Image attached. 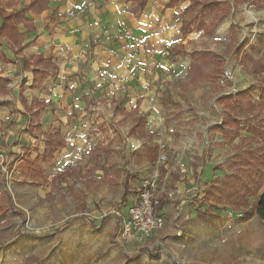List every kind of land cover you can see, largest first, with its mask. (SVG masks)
<instances>
[{
	"label": "rangeland",
	"instance_id": "1",
	"mask_svg": "<svg viewBox=\"0 0 264 264\" xmlns=\"http://www.w3.org/2000/svg\"><path fill=\"white\" fill-rule=\"evenodd\" d=\"M187 38L188 52L177 56L149 44L128 77L98 95L59 102L55 113L34 118L10 99L14 110L0 112V264H264V219L242 216L257 196L236 206L216 193L234 176L256 174L260 164L251 169L248 151L257 159L264 154V107L255 106L264 98V0L239 4L210 36ZM240 46L263 60L259 67L243 62ZM202 50L222 56L223 75L193 79L192 53ZM248 88L250 99H222ZM139 98L145 126L114 110ZM224 117L228 125L220 129ZM31 121L70 141L49 164L37 158L44 138L28 132ZM98 142L108 150L97 160L90 152ZM155 146L164 161L150 159ZM74 169L80 172L55 179ZM155 176L168 190L165 225L149 239L124 242L114 210L123 214L141 183Z\"/></svg>",
	"mask_w": 264,
	"mask_h": 264
},
{
	"label": "crops",
	"instance_id": "2",
	"mask_svg": "<svg viewBox=\"0 0 264 264\" xmlns=\"http://www.w3.org/2000/svg\"><path fill=\"white\" fill-rule=\"evenodd\" d=\"M170 1L149 0L141 10L131 0H49L48 7L41 13L29 11L27 16L34 28L29 30L24 24L19 25L20 31L25 33L19 53L6 37L0 35V76L9 79L7 91L0 94V99L9 101V105L0 107V112L6 109L13 111L9 108L13 106L12 100L15 109H22L18 110L19 113L35 118L48 109L55 113L57 103L69 98L98 95L99 90H105L102 87L106 83L128 77L136 59L146 56L147 50L151 52L149 44L156 50H162L166 45L170 49L175 44H184L188 52V46L182 40L184 37L189 39L194 32L202 36L201 31L182 34L181 11L190 4V0H181L174 7L167 5ZM29 3L30 0H0V9L12 12ZM174 13L180 17L177 24L172 19ZM39 54L57 68L46 70L39 65L38 68L44 70L43 84L33 87L35 75L25 70L24 60H31ZM90 82L98 90L90 89ZM21 96L26 98L28 105L37 97L48 102V106L38 114L30 113ZM140 99L130 108L123 107L131 110L139 103L141 115ZM38 124L42 125L31 121L28 132L43 136L44 149L46 139L37 129ZM43 130L60 131L44 129V126ZM162 211L165 213L164 208Z\"/></svg>",
	"mask_w": 264,
	"mask_h": 264
},
{
	"label": "trees",
	"instance_id": "3",
	"mask_svg": "<svg viewBox=\"0 0 264 264\" xmlns=\"http://www.w3.org/2000/svg\"><path fill=\"white\" fill-rule=\"evenodd\" d=\"M130 1V0H129ZM137 3L141 10L145 9L149 0H131ZM181 0H171L167 5L174 7ZM251 0H190V4L181 11V22L182 25L180 30L182 34L186 35L193 31H201L202 36H210L214 33L215 29L223 22L229 15L230 11L235 9L242 2H250ZM49 4V0H30V3L20 10H15L12 12H7L5 9H0V35L6 37L16 49V53H19L23 46L22 43L25 39V33L20 31L19 25L24 24L25 27L29 30L34 28V24L31 19L28 18L27 13L33 11L36 13H41L44 11ZM239 50V49H238ZM244 46H240V50L243 52ZM240 53L243 58V62L254 61V65L263 62L262 59L252 60L249 57V54L246 52ZM187 53V47L184 44H175L172 48L168 50L169 56H177ZM1 58V54H0ZM193 62L191 64V73L194 80H201L203 78L213 76H221L224 73L225 60L218 53L208 50H202L192 53ZM42 65L44 69H56L57 67L52 64L49 60L44 58L42 55H36L31 58V60H24L25 70L32 71L35 75V80L33 82V87L42 86L44 80V70L39 69L38 66ZM9 83L8 78H3L0 76V94L7 91V86ZM26 84V81H25ZM24 85V84H23ZM252 88V86L250 87ZM246 89L238 93L235 96H224L222 99L231 98L232 100L239 101L236 98H248L250 99L253 94L254 89ZM21 100L25 105L26 109L30 113H40L42 110L46 109L48 102L41 101L39 98L34 97L32 104L28 105L27 100L24 96H21ZM252 100V99H251ZM250 100V101H251ZM254 103V102H253ZM9 105V101L0 99V107ZM264 107V98L261 97L260 101L255 104V106ZM237 112L236 107L231 108V116L233 117L234 113ZM115 113L124 116L125 118L135 117L136 124L142 126L146 124L145 118L139 114V103L134 106L131 110H126L120 105L115 106ZM230 117V116H229ZM228 117V119H229ZM234 118V117H233ZM235 119V118H234ZM227 117H224V127H227L228 122H226ZM236 123V120H234ZM132 128V127H131ZM37 129L44 134L45 136V146L43 153L37 156L38 159H41L45 164H49L55 158L56 153L60 152L63 148L68 145V139L60 131H44L41 124L37 125ZM34 133V130H30ZM108 148L103 145L102 142L97 143L91 150V157H95L97 160L106 152ZM248 154H251L254 158V164L251 169H255L256 161L259 162V167L255 169L251 174L248 173L249 177L247 180H241L238 176L235 177V181L230 180L229 183L224 185H218L216 193L219 195L220 201L227 204H234L236 206L246 205L249 202V198L257 196L254 201V206L252 210L248 212L244 211L242 213L243 219L248 220L253 214H257L260 218L264 219V190L260 189L264 185V154L262 157L257 159L256 154L252 151H248ZM160 150L159 146H155L152 153L150 154V159L156 161L159 157ZM251 160V162L253 161ZM36 161L33 164H36ZM105 173L108 172L104 167H102ZM79 170L74 169L71 173L69 171L60 173L56 175L55 179H65V176L68 174L79 173ZM87 174H92L91 171H88ZM165 205L164 200H161L159 209H163ZM227 207V206H225Z\"/></svg>",
	"mask_w": 264,
	"mask_h": 264
},
{
	"label": "built area",
	"instance_id": "4",
	"mask_svg": "<svg viewBox=\"0 0 264 264\" xmlns=\"http://www.w3.org/2000/svg\"><path fill=\"white\" fill-rule=\"evenodd\" d=\"M133 148H139L138 144L133 142ZM166 157L165 154H161L158 161L162 162ZM167 192L165 184L160 183L155 176L141 183L138 192L130 198L127 210H123V214L119 210H114L118 216L122 217L119 231L122 241L141 242L164 227L166 217L159 206Z\"/></svg>",
	"mask_w": 264,
	"mask_h": 264
}]
</instances>
